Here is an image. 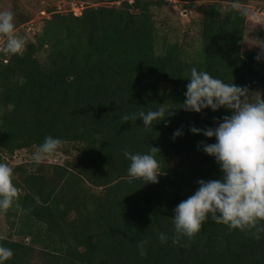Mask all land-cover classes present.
<instances>
[{"label": "trees", "instance_id": "16d2710c", "mask_svg": "<svg viewBox=\"0 0 264 264\" xmlns=\"http://www.w3.org/2000/svg\"><path fill=\"white\" fill-rule=\"evenodd\" d=\"M168 1L100 0L79 15L49 9L22 54L0 53V162L12 167L14 154L34 152L47 136L72 145L62 162L12 167L20 198L2 213L0 246L14 254L6 264H264V233L256 240L210 217L195 238L172 243L174 209L197 181L223 175L198 147L215 138L190 128H215L231 115L180 109L186 78L195 67L264 94V59L257 60V46L244 48L248 19L230 9L233 0H175L203 1L185 15L200 44L192 52L185 40L164 37L158 53L154 12ZM30 18L21 16L15 31ZM161 105L175 114L151 128L121 119ZM176 130L183 135L174 139ZM150 146L160 149L159 183H129L123 150L146 153ZM144 240L141 257L137 242Z\"/></svg>", "mask_w": 264, "mask_h": 264}, {"label": "clouds", "instance_id": "9594fccd", "mask_svg": "<svg viewBox=\"0 0 264 264\" xmlns=\"http://www.w3.org/2000/svg\"><path fill=\"white\" fill-rule=\"evenodd\" d=\"M230 9L246 19L260 20L259 13L240 0H233ZM218 11L223 15L225 9ZM0 38L4 42L0 53L6 56L22 54L25 41L16 35L14 15L9 10L0 11ZM260 47L264 50V46ZM261 59H264V51L257 54V60ZM186 79L189 81L184 93L186 99L180 109L202 113L209 108L213 111L223 108L231 115L224 116L222 121L217 120L215 128H190L193 134L215 138V143L201 141L198 147L215 158L223 175L221 179L197 181L199 187L195 193L174 209L172 243L180 245L181 237L195 238L209 217L218 224L259 240L264 233V94L233 82L225 83L195 67L191 68ZM175 111H166L161 105L158 110L140 111L138 116L133 113L121 119L125 123H134L139 118L145 128H151L156 123L166 122ZM182 135V130H176L173 138ZM62 143L59 138L45 137L32 154V162L39 165L49 160L57 154ZM157 154L160 149L155 146H150L146 153L123 150V155L130 161L127 169L129 183L134 180L143 181V185L159 183L158 177L162 173ZM13 176L12 167L0 162V213L19 207L20 191ZM168 238L165 233H159L161 243H167ZM147 243L146 240L137 242L141 257L147 254ZM13 255L11 249L0 246V264H6Z\"/></svg>", "mask_w": 264, "mask_h": 264}, {"label": "rangeland", "instance_id": "374dc122", "mask_svg": "<svg viewBox=\"0 0 264 264\" xmlns=\"http://www.w3.org/2000/svg\"><path fill=\"white\" fill-rule=\"evenodd\" d=\"M100 0H0V11L9 10L14 15V23L17 24L21 16H30L32 21L30 24L21 26V39L27 41L30 39L36 28L42 25V20L48 15L49 9H57L59 11L72 10L75 14H81L82 10L92 4H96ZM203 1H195L192 3H182L175 0H169L161 8L155 9V18L157 22V41L156 49L158 53H163L165 49L164 37L167 39H183L186 41V47L192 52L195 51L200 44V37L197 28L189 30V20L185 15L193 16L202 6ZM249 7L259 13L260 20L248 19L246 25V33L244 37V48L257 46L259 52L262 50L260 46H264V2L258 0H249ZM27 23V22H26ZM24 24V22H23ZM20 25V24H19ZM22 25V23H21ZM17 27H15L16 29ZM260 30L262 33H258ZM252 92L261 93L260 89L251 90ZM72 149V145L66 144L61 147L57 154L45 162H62L66 159L67 151ZM34 152L27 150L18 151L14 154L10 165L13 167L20 163L31 160ZM6 221L2 213H0V228L3 229Z\"/></svg>", "mask_w": 264, "mask_h": 264}, {"label": "built area", "instance_id": "2783aa9c", "mask_svg": "<svg viewBox=\"0 0 264 264\" xmlns=\"http://www.w3.org/2000/svg\"><path fill=\"white\" fill-rule=\"evenodd\" d=\"M3 39L2 38H0V47H3Z\"/></svg>", "mask_w": 264, "mask_h": 264}]
</instances>
